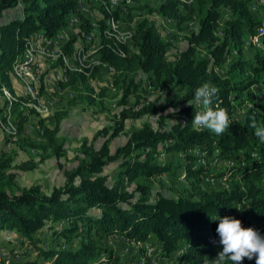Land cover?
Wrapping results in <instances>:
<instances>
[{"label":"trees","instance_id":"16d2710c","mask_svg":"<svg viewBox=\"0 0 264 264\" xmlns=\"http://www.w3.org/2000/svg\"><path fill=\"white\" fill-rule=\"evenodd\" d=\"M81 1L86 7L87 3ZM196 1L200 7L197 29L190 32L187 46L173 61L166 58L167 44L157 27L144 17L133 28L135 52H130L126 45H121L122 53L117 52L112 40L102 34L97 51L100 65L110 69L116 87L126 78L128 83L118 101L120 108L112 116L113 124L100 128L93 136V140L101 136L102 144L98 148L87 141L80 145L74 156L76 164L65 171L62 185L53 187L49 193H44L36 184L20 186L17 170L33 169L34 160L12 164L11 153L1 152L0 232L14 230L19 235V242L32 247L36 257L47 264H160L153 255L160 260L173 257L172 253L180 246L183 249L177 256L180 263L211 264L222 251L216 233V218L224 215L241 220L243 227H253L264 236V144L249 126L253 118L258 126H264V116H260L254 103V100L264 98V60L260 78L251 75L235 81V70L243 71L238 59L228 64L225 74L217 71L229 61L233 50L239 52L243 33L257 35L260 24L249 0H208V4L203 0ZM221 6L228 7L232 15L224 20L219 36L215 29ZM15 8L18 13L0 23V94L3 88L12 94L11 108L18 120L16 135L8 137L18 150L41 155L47 152L59 158L65 155V149L57 133L60 120L67 111H55L53 117L49 116L53 118L54 126H48V117L38 116L27 104L29 97L14 88L11 68L25 49L31 33L40 31L51 38L68 25V17L77 18L75 16L85 15L87 11L79 10L77 0H0V18L6 9ZM111 10L116 18L117 11L114 15L115 9ZM155 11L181 27L192 20L196 6L192 2L163 0ZM103 15L98 21L101 33L107 28L104 20L110 16L107 12ZM71 20L69 24H72ZM79 26L78 32L67 37L61 45L63 53L70 55L71 43L76 37L84 41V34L91 32L87 18H82ZM261 37L264 44V34ZM200 45H205L203 53L199 51ZM96 68L100 67H94L89 74L66 71V81L61 86L66 88L84 82ZM138 72L146 76V81L137 77ZM174 81L183 92L173 89L171 83ZM258 82L261 90L257 93L248 90ZM205 83L218 89L211 98L213 110L225 109L230 116L235 108L246 106L248 99L252 102L246 108L243 120L231 123L222 135L192 129L194 114L202 111L203 106L189 105L188 101H194L195 90ZM143 89L145 92L155 89L160 93L149 100L139 94ZM244 92L246 98L242 96ZM83 97L89 104L96 102L93 96ZM6 104L0 105L1 112ZM175 107L182 120L165 128L164 120L172 115L169 109ZM31 116L37 118L35 123L39 128L34 129L38 137L27 132ZM145 116H154L156 126L143 121L139 127L131 128L126 141L111 152L110 142L124 130L126 120ZM215 153L221 160L232 163L224 169H213L211 156ZM165 154L180 159V162L172 167L170 162L158 160ZM110 162H117L112 181L102 174L104 166ZM163 173L172 180L181 176L193 177V189L207 178L236 177L237 181L230 186L177 197L157 191L153 199H150V184L136 182L135 188L127 189L138 177L149 179ZM238 204L247 206L241 214L237 213ZM112 235L122 236L135 245L150 244L153 252L148 255L147 249L141 247L124 254L108 250L99 240ZM44 241L50 245L44 247ZM27 252L30 254L31 250ZM21 257L20 264H40L31 256ZM242 264H255V259L245 258Z\"/></svg>","mask_w":264,"mask_h":264},{"label":"rangeland","instance_id":"374dc122","mask_svg":"<svg viewBox=\"0 0 264 264\" xmlns=\"http://www.w3.org/2000/svg\"><path fill=\"white\" fill-rule=\"evenodd\" d=\"M163 0H118V4H113L111 0H91L93 5L87 3L86 4V13H95L98 15L93 16V25L94 29H92V39L94 40V50H88L85 54L84 61L82 59H77V51H82L84 47H77L75 50L72 49V53L65 55V60L62 58L54 56V61L51 63L44 59L38 58L40 72L42 74V91L39 94V100L34 96L35 94V86L34 84L26 83V78H24V71H21L19 75L14 72L20 68V66H26L24 60L25 51L27 53V48H29L28 42H31L29 39L26 41V48L19 54L11 68V74L13 76V83L16 84L18 88V93H23L29 97L28 106L32 107L33 110L40 116V114L48 112L47 115L42 117H48L46 119V123L48 126H54L53 115L57 110H66L67 113L62 117L59 123L57 137L59 142H62L65 149V155L57 158L52 153H44L41 155L38 152L31 151L25 152L22 150H18L16 145L13 144L11 139L8 137V133H12L11 135H16L17 133V123L9 122V113H2L0 111V154L1 152L11 153L14 161L12 164H17L21 161L32 159L34 160L35 167L30 170H17V181L20 186H30L33 184L39 185L41 190L44 193H49L53 187L60 186L65 181V171L70 170L75 166L76 162L74 161V156L80 145L87 141V144H92L95 148H98L102 142L103 138L98 136L97 139L93 140V136L100 128L106 126H110L113 124L112 116L117 113L119 110L118 101L120 100L123 89L126 87L128 83V78L126 80H122L119 83V86L116 87L114 85V80L112 78V74L109 73V68L101 65H94L93 63L97 61L94 57H98L97 51L100 45V40L102 33L99 32V28L101 26L99 19L104 16L103 13H106V7L111 11V16L104 20L107 22L110 19H114L113 13L111 9L117 11V19L123 25L129 24V28H120L117 27V32L114 33L113 38L121 39L123 36V32H126L137 24L139 20L143 17L146 18L149 22L154 23L157 27L158 32L162 40L167 44L166 46V58L170 61H173L181 50H183L187 46V37L190 32L197 29L198 26V14L200 12V7H198L199 3L194 0H175L179 2H185L194 4L196 6L195 14L187 24H184L181 27L175 25L174 21L159 15L155 8L158 6L160 2ZM206 4H208V0H203ZM127 2H133L129 4L128 8H125V4ZM179 4V3H178ZM201 5V4H200ZM117 6V7H116ZM179 6H182L179 4ZM103 8V9H102ZM250 8L252 9L253 15L259 21L260 26L258 27L257 35L247 33H243L242 41L238 44L239 52L233 50L229 56V61L225 62L217 71L220 74H225L227 70L228 64L234 62L235 60H240L243 65V71L239 72L235 70V81L244 80L248 76L253 75L254 77L260 78V71L263 70V60H264V44L262 42L263 38L261 37L264 34V7L259 3L250 4ZM183 9V8H182ZM220 17L218 19L219 24L215 29V34L221 36V30L223 26V22L225 19L229 18L232 13L228 7L221 6L220 7ZM97 12V13H96ZM18 13V9H6L3 12L2 17L0 18V23L5 18H10L13 15ZM80 13V12H79ZM101 16V17H100ZM68 17V16H67ZM73 18V16H70ZM68 17V19L70 18ZM79 20L75 25H65L63 28L54 33L57 35L59 33V44H61V37L66 35V38H70L72 34H75L79 30V24L82 22V18H89L90 16L81 15L75 16ZM115 18V19H116ZM116 19V20H117ZM69 23V21H67ZM109 32H113L111 28L108 30ZM38 32H33L30 35L36 34L40 37ZM55 37V36H54ZM126 36L123 37V39ZM80 39V38H79ZM79 41V40H77ZM128 45H126L130 52L136 51V45L133 41H129ZM237 48V47H236ZM238 49V48H237ZM57 51V49H56ZM199 51L202 53L205 51V45L199 46ZM33 57V56H32ZM36 57V56H35ZM42 57V56H38ZM234 58V59H233ZM82 65H81V64ZM41 64V65H40ZM77 68L79 72H85L89 74V72L96 67L93 71V74L87 78L82 83H74L71 87L63 88L60 83L56 82V79L52 80V84L46 85V77H48L49 72H55L53 70L56 68L58 75H64V66ZM81 65V66H80ZM80 68V69H79ZM86 69H90L86 71ZM107 69V70H106ZM259 70V71H256ZM19 71V69L17 70ZM27 75H34V68L27 69ZM137 77H140L143 82L146 81V76L141 72H138ZM62 81V80H61ZM66 81V78L65 80ZM172 87L175 91L183 92V90L176 84V82H172ZM249 91L253 93H257L258 90H261V84L256 83L249 87ZM101 92H103L101 96ZM160 92L155 89H149L148 92L139 90V94L142 98H148L149 100L154 99ZM93 96L96 98V102L94 104H89L87 99L83 96ZM243 98H246V93L242 94ZM14 100L12 94L5 88L2 89V93L0 94V105L7 102L4 109L11 108V102ZM130 100L133 101V97H130ZM254 103L257 105L260 116H264V98L261 100H254ZM252 102L248 99L246 106H241L235 108V111L229 116V119L233 122H241L245 115V110L248 108ZM178 108L169 109L172 111V115L167 117L164 120L165 128H170L173 124L181 121L182 117L176 113ZM12 110V108H11ZM51 116V117H49ZM12 117H15L12 112ZM37 118L35 116H31V120L27 125V132L32 137H38V134L35 132L38 129L37 123H35ZM143 121H149L153 126H156V119L154 116H145L141 119H128L125 122L124 130L114 137L110 142L109 148L110 151L113 152L115 148L119 145H122L127 139V133L131 128H137L141 125ZM36 128V129H34ZM211 156V164L213 169L225 168L228 164L225 160H221L220 164H218L215 159ZM158 160H166L171 163L172 167L177 166V163L180 162V159L175 158L173 156L163 155L158 158ZM204 162V159L200 160ZM117 167V162H110L106 164L103 168L102 174H106L108 176V180L112 181L114 175L112 172ZM16 171V169H15ZM236 177H226V178H207L198 184V187L193 189L192 182L194 180L191 178H184L183 176L178 177L177 179L172 180L166 173L160 175H153L149 179H145L143 177H138L135 181H132L127 187L128 190L135 188V183H147L152 186V193L150 195V199L155 197V193L161 192L163 194L170 195L172 197H177L180 194L188 195L191 192H200L207 189L219 188L224 186H230L233 182L237 181ZM264 186V181L262 182ZM236 207L243 208V210H238L237 213L241 214L245 209H247L246 204H238ZM19 235L14 230L4 229L0 232V264H20L21 256H31L32 258H36L40 264H47L42 258L36 257V251L33 252L32 247L27 246L24 243H20ZM100 243L109 249L119 252L120 254H124L130 250L141 247V249H147V254H152V245H144V244H133L127 240H125L122 236L112 235L107 238H102L99 240ZM50 243L48 241L43 242V246L47 247ZM146 246V248H145ZM149 246V247H148ZM31 250V253L27 252ZM182 246L176 251L172 253L173 257H164L160 260V257L153 255L154 260H159L160 264H184L180 263L177 259V256L181 254ZM27 254V255H24ZM186 264V263H185Z\"/></svg>","mask_w":264,"mask_h":264},{"label":"clouds","instance_id":"9594fccd","mask_svg":"<svg viewBox=\"0 0 264 264\" xmlns=\"http://www.w3.org/2000/svg\"><path fill=\"white\" fill-rule=\"evenodd\" d=\"M217 92L216 87L205 83L195 90L194 101H188L189 105L195 103L203 106V110L196 112L191 121L195 132L209 130L216 135H222L232 123L225 109L213 110L210 107L211 98ZM249 126L255 130L254 135L260 143L264 144V126H258L255 118ZM236 208L243 210L240 207ZM216 220L218 221L216 233L222 251L211 260V264H242L245 258L255 259V264H264V236L257 229L243 227L241 220L229 215L217 216Z\"/></svg>","mask_w":264,"mask_h":264},{"label":"built area","instance_id":"2783aa9c","mask_svg":"<svg viewBox=\"0 0 264 264\" xmlns=\"http://www.w3.org/2000/svg\"><path fill=\"white\" fill-rule=\"evenodd\" d=\"M84 1L93 5V2H91V0H84ZM111 2L113 4L120 3V2H118V0H111ZM262 2H264V0H262ZM132 3L133 2H127V4H125V8H128L129 4H132ZM84 14L87 16H90L91 32H88V34H84V41H77V37H76V40L71 43V48H73L75 50L76 47H84V53H87L88 50L96 49L94 47V40L92 39V29H93V16L98 15V13L95 14L93 12V13H84ZM115 22L118 23V27H120V28H129V24L123 25L122 23H120V19H119V21H115ZM69 25H72V24H69ZM257 33H258V27H257ZM32 42H35V44H37L39 47H45V55H43L42 57H27V55H25L26 66H20V69L24 70V78H26V83L34 84V86H35L34 96L36 98H38V100H39V94L42 91L43 85H41L42 84V74L40 72V66H39L38 58H48V60H50L52 62L54 61V54H56V46H57V44H59V33L51 40H44V39H42V37L34 35L32 37ZM82 61H84V57H83ZM97 64H102V62L100 61ZM94 67H96V66H94ZM27 68H34V75H27ZM90 69H93V68H90ZM53 70H55V72L51 73V71H50L48 74L49 76L46 77V79H45L46 85L52 84V78H59L60 80H62V82L65 80L64 75L56 74V68H54ZM2 113H9V122H16V123L18 122L16 117H12L11 108L10 109H4L2 111ZM47 113L48 112L42 113V114H40V116H45V115H47ZM11 134L12 133H8V135H11ZM213 158L215 159V161L218 164H220L221 159L218 157L217 153H215V155H213ZM227 163H229V161Z\"/></svg>","mask_w":264,"mask_h":264},{"label":"bare ground","instance_id":"6f19581e","mask_svg":"<svg viewBox=\"0 0 264 264\" xmlns=\"http://www.w3.org/2000/svg\"><path fill=\"white\" fill-rule=\"evenodd\" d=\"M175 1V0H174ZM250 1V4L252 5V3H259V4H262L264 6V2H262V0H249ZM77 7L79 8V10L85 12L86 11V7H85V4L81 1V0H77ZM106 12L111 16V11L106 7ZM77 18H72L71 22L72 23H76ZM115 21H118L116 20L115 18L113 19H110L107 21V28L104 29L102 31V34H103V37L105 36L106 38L112 40L113 42V45L116 47V50L117 52H120L122 53V50H121V45H128V43H130L129 41H132L133 39V28L131 27L130 30L126 31V32H123V36L121 39H114L113 38V35L114 33L117 32V27H118V23H116ZM109 28H111L113 30V32H109ZM126 36L124 39L123 37ZM42 39L44 40H51V38H48V37H42ZM30 44V43H29ZM59 48V47H58ZM59 54V53H58ZM19 69V71H17ZM18 69L14 72L15 74L19 75L21 71H24V70H21L19 67Z\"/></svg>","mask_w":264,"mask_h":264},{"label":"crops","instance_id":"0c3cea01","mask_svg":"<svg viewBox=\"0 0 264 264\" xmlns=\"http://www.w3.org/2000/svg\"><path fill=\"white\" fill-rule=\"evenodd\" d=\"M9 18V17H8ZM6 19V18H5ZM87 19H89V18H87ZM68 21H70V18H69V20ZM89 22H90V20H89ZM73 24V23H72ZM68 25H69V23H68ZM73 25H75V24H73ZM81 28V27H80ZM38 34L40 35V37H45L41 32H38ZM76 34V33H75ZM34 35H36V34H34ZM34 35H30V38H29V40L31 41V42H28L27 43V45L29 44V48H27V53H26V51H25V55H27V57H38V56H43V55H45V47H39L37 44H35V42H32V37L34 36ZM73 35V34H72ZM54 36V35H53ZM53 36H51V39H53ZM66 40V35L65 36H62L61 37V44L58 46V47H56V49H57V51H56V54H54V56L56 55L57 57H59V58H62L63 60H65V55H64V53H63V49H61V45L64 43V41ZM25 48H26V46H25ZM77 48V47H76ZM75 48V49H76ZM99 48V47H98ZM59 53V54H58ZM98 55V54H97ZM83 57H85V54H84V49H82V51H77V59H79V61H80V59H82ZM95 59H97V61H96V63L94 62L93 64L94 65H100V64H97V63H99V58L97 57H94ZM44 59H46V60H48V58H44ZM49 61V60H48ZM50 63H51V61H49ZM24 63L26 64V60H24ZM81 64V63H80ZM82 65V64H81ZM80 65V66H81ZM28 70L30 69V68H27ZM80 69V68H79ZM66 71H78V69L77 68H72V67H68L67 65L66 66H64V72H66ZM56 72H58L57 70H56ZM62 75V74H61ZM56 79V78H55ZM52 80H54V78H52ZM56 82L57 83H62V81L59 79V78H57L56 79ZM13 86H14V88L16 89V91L18 90V88H17V86H16V84L15 83H13ZM18 92V91H17Z\"/></svg>","mask_w":264,"mask_h":264}]
</instances>
